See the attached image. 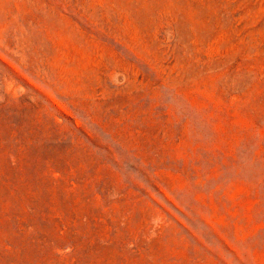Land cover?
<instances>
[{
	"label": "rangeland",
	"instance_id": "rangeland-1",
	"mask_svg": "<svg viewBox=\"0 0 264 264\" xmlns=\"http://www.w3.org/2000/svg\"><path fill=\"white\" fill-rule=\"evenodd\" d=\"M0 264H264V0H0Z\"/></svg>",
	"mask_w": 264,
	"mask_h": 264
}]
</instances>
